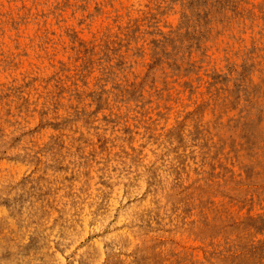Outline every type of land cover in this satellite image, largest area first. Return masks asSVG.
<instances>
[{
  "label": "rangeland",
  "instance_id": "1",
  "mask_svg": "<svg viewBox=\"0 0 264 264\" xmlns=\"http://www.w3.org/2000/svg\"><path fill=\"white\" fill-rule=\"evenodd\" d=\"M0 203V264H264V0H0Z\"/></svg>",
  "mask_w": 264,
  "mask_h": 264
},
{
  "label": "bare ground",
  "instance_id": "2",
  "mask_svg": "<svg viewBox=\"0 0 264 264\" xmlns=\"http://www.w3.org/2000/svg\"><path fill=\"white\" fill-rule=\"evenodd\" d=\"M18 1V0H17ZM3 2V1H2ZM11 2V1H10ZM9 2V3H10ZM4 3V2H3ZM15 3V2H14ZM17 3V2H16ZM128 3V2H127ZM134 3V2H133ZM136 3V2H135ZM135 3H134V5H135ZM44 5V4H43ZM47 5V4H46ZM122 5H123V3H122ZM12 6V5H11ZM120 6V5H119ZM133 6V5H132ZM131 6V7H132ZM45 7V6H44ZM127 7V6H126ZM137 7V6H136ZM42 8V7H41ZM51 8V7H50ZM11 9V8H10ZM134 9V8H133ZM12 10V9H11ZM51 11V10H50ZM41 12H42V10H41ZM54 13V12H53ZM133 14V13H132ZM36 16V15H35ZM44 16V15H43ZM40 17V16H39ZM53 18V17H52ZM41 19V18H40ZM47 19V18H46ZM77 19V18H76ZM45 20V19H44ZM93 20V19H92ZM98 20V19H97ZM52 21V20H51ZM54 21V20H53ZM91 21V20H90ZM95 21V20H94ZM73 22V21H72ZM101 22H103V21H101ZM107 22V21H106ZM39 23V22H38ZM50 23V22H49ZM75 23V22H74ZM73 23V24H74ZM92 23V22H91ZM95 23V22H94ZM94 23H92V25L94 24ZM19 24V23H18ZM22 24V23H21ZM32 24V23H31ZM33 24H35V22H33ZM58 24V23H57ZM60 24H62V23H60ZM72 24V23H71ZM128 24V23H127ZM46 25H47V23H46ZM98 25V24H97ZM7 26H9V25H7ZM22 26V25H21ZM29 26V25H28ZM43 26V25H42ZM50 26V25H49ZM54 26V25H53ZM95 26V25H94ZM100 26H101V24H100ZM27 27V26H26ZM26 27H25V29H26ZM58 27V26H57ZM60 27H62V26H60ZM93 27V26H92ZM104 27V26H103ZM127 27V26H126ZM33 28H35L36 29V27H33ZM55 28V27H54ZM101 28H102V26H101ZM24 29V30H25ZM56 29V28H55ZM92 29H95V27L94 28H92ZM99 29V28H98ZM97 29V30H98ZM23 30V31H24ZM32 30V29H31ZM52 30V29H51ZM61 30V29H60ZM91 30V29H90ZM105 30V29H104ZM117 30V29H116ZM133 30V29H132ZM28 31H30V30H28ZM38 31V28H37V30H36V32ZM131 31V30H130ZM147 31V30H146ZM6 32V31H5ZM52 32V31H51ZM61 32V31H60ZM11 33V32H10ZM25 33V32H24ZM23 32H22V34H24ZM64 33V32H63ZM96 33V32H95ZM94 33V34H95ZM34 34V33H33ZM80 34V33H79ZM82 34V33H81ZM80 34V35H81ZM93 34V35H94ZM99 34V33H98ZM116 34H118V32L116 33ZM4 35V34H3ZM48 35V34H47ZM57 35V34H56ZM96 35V34H95ZM10 36V35H9ZM12 36V35H11ZM10 36V37H11ZM24 36V35H23ZM61 36V35H60ZM89 36V35H88ZM102 36V35H101ZM55 37V36H54ZM85 37V36H84ZM129 37V36H128ZM17 38V37H16ZM21 38V37H20ZM24 38V37H23ZM27 38V37H26ZM25 38V39H26ZM72 38V37H71ZM92 38V37H91ZM102 38V37H101ZM2 39H3V37H2ZM7 39H9V38H7ZM31 39V38H30ZM30 39H28V40H30ZM53 39V38H52ZM55 39V38H54ZM130 38H128V40H129ZM12 40H13V38H12ZM43 40V39H42ZM48 40V39H47ZM78 40V39H77ZM5 41V40H4ZM3 41V42H4ZM9 41V40H8ZM21 41V40H20ZM74 41V40H73ZM91 41V40H90ZM94 41V40H93ZM108 41V40H107ZM23 42V41H22ZM60 42V41H59ZM62 42V41H61ZM76 42V41H75ZM82 42H83V40H82ZM103 42V41H102ZM7 43V42H6ZM20 43V42H19ZM29 43V42H28ZM42 43V42H41ZM65 43V42H64ZM79 43H80V41H79ZM90 43V42H89ZM7 44H9V47H10V43H7ZM18 44V43H17ZM32 44V43H31ZM63 44V43H62ZM87 44V43H86ZM108 44V43H107ZM141 44V43H140ZM15 45V44H14ZM80 45V44H79ZM2 48V47H1ZM12 48V47H11ZM35 48V47H34ZM57 48V47H56ZM138 48V47H137ZM47 49V48H46ZM62 49V48H61ZM35 51V50H34ZM142 52V51H141ZM34 53V52H33ZM47 53V52H46ZM51 53V52H50ZM58 53H60V52H58ZM137 55V54H136ZM141 56V55H140ZM129 63H130V61H129ZM136 63V62H135ZM134 65V64H133ZM12 68V67H11ZM100 69V68H99ZM17 70V69H16ZM21 71V70H20ZM18 73V72H17ZM224 199V198H223ZM1 204V203H0ZM221 205V204H220ZM2 206V205H1ZM4 207V206H3ZM3 209V208H2ZM4 210H5V208H4ZM6 211V210H5ZM3 213V212H2ZM3 214H5V212L3 213ZM121 217V216H120ZM96 218V217H95ZM97 220V219H96ZM117 222V221H116ZM94 226V225H93ZM1 235V234H0ZM2 236V235H1Z\"/></svg>",
  "mask_w": 264,
  "mask_h": 264
}]
</instances>
